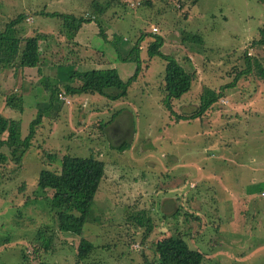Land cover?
<instances>
[{
  "label": "rangeland",
  "instance_id": "1",
  "mask_svg": "<svg viewBox=\"0 0 264 264\" xmlns=\"http://www.w3.org/2000/svg\"><path fill=\"white\" fill-rule=\"evenodd\" d=\"M118 2L0 0V28L22 13L18 35L53 38L48 40L53 48L40 42L42 58L48 60L55 47H62L53 58L62 60L55 66L61 81L70 69L108 63L124 82L135 64L119 61L110 40L118 36L122 55L126 45L141 40L140 70L123 97L109 99L105 94L116 89L105 88L103 94L66 96L67 103L60 99L57 109L43 113L17 168L10 160L0 166V264H142L141 251L149 258V245L172 234L202 254L200 264H264V79L254 70L240 74L245 56L260 55L256 45L250 47L264 27V0ZM55 12L91 19L78 38L91 51L60 33V19L49 15ZM153 34L162 37V54L194 72L189 90L171 101L172 113L162 103L165 63L146 51ZM53 68L0 71V114L19 121L20 137L48 104L39 81L53 80ZM229 82L233 86L223 88L201 117L174 120V114L197 107L202 89L217 91ZM10 93L22 98L21 109L4 106L3 96ZM0 152L8 154L4 146ZM65 153L103 162L81 232L95 248L80 263L70 259L76 239L59 233L52 251L31 252L36 229L52 225L51 191L36 188L37 174L57 171ZM141 209L154 222L142 244V229L127 220Z\"/></svg>",
  "mask_w": 264,
  "mask_h": 264
},
{
  "label": "trees",
  "instance_id": "2",
  "mask_svg": "<svg viewBox=\"0 0 264 264\" xmlns=\"http://www.w3.org/2000/svg\"><path fill=\"white\" fill-rule=\"evenodd\" d=\"M107 1L109 4H115V6L121 4L118 0ZM101 10V8L97 9V11ZM49 15L60 19V33H63L65 38L75 46H77V43L72 40L77 31L81 25L91 20L83 16L74 17L70 14L58 12ZM24 18V14L18 13L8 19L7 22H4L0 28V71L11 66L23 69L36 68L39 71V65H48L47 61L49 65L53 66L62 64V60L59 63L53 60L57 53L56 50L51 52L48 60L42 58L40 53V42L51 36H45L41 33L29 37L18 35L16 26ZM257 33L258 38L251 41L250 48L256 45V48H259L257 53H260V55L245 56V68L240 71V74H250V70H254L256 77L264 79V27H261ZM98 35H103L100 27H98ZM112 38H116L114 41L113 39L110 41L112 46H115L114 49L118 60L135 64L133 73L123 82L118 77L115 68L107 65L108 63H102L87 70L70 69L66 71L65 81H60L56 78L52 80L46 76L41 77L39 83L47 93L48 104L43 109L36 111L35 116L28 123V131L24 137H20L18 120L7 118L0 114V147L4 146L8 153L6 155L0 152V166L10 160L17 168L22 155L30 146V139L36 127L40 124L43 113L52 108H58V102L61 101L58 98L60 93L65 97L93 93L103 94L105 88H114L116 89L115 92L110 95L105 94L107 98L116 99L125 95L126 87L134 80L135 75L140 70L138 53L141 40L138 38L134 41L122 55L119 51L118 36H113ZM151 38V41L146 45L147 55H157L165 63L161 88L162 103L168 112L172 113L171 101L179 98L189 90L190 84L194 79V72L185 71L175 59L160 52L159 48L162 44L160 35L153 34ZM67 49L69 50L70 48L66 47L64 51ZM73 58L74 56L67 61L73 62ZM232 83L220 85L217 91L209 90L208 88L202 89L197 107L188 114L185 112L174 114V120L201 117L211 107L212 103L221 97V90L225 87L233 86ZM3 98L4 106L8 109H21L22 98L19 95L14 96L10 93L9 95H4ZM117 114L118 112L113 114L111 118L114 119ZM109 123L110 120L106 121L102 127L104 128ZM127 145L126 143L125 147ZM102 175L103 162L101 160L90 156L81 157L69 153H65L60 157L57 171L49 169L39 170L35 186L43 192L45 190L51 191L48 204L52 212V225H43L36 229L33 239L34 246L31 249L32 253L37 254L39 249L44 252L52 251L53 239L59 233L62 237H73L76 239L74 243H71L73 254L70 257L73 261L75 260V263H80L89 256L95 247L92 241L81 236V232ZM20 187H22V184L19 185ZM148 214L146 210L141 209L127 217V220H131L138 228L142 229L139 239L140 244L146 242L153 230L154 222H152L151 216ZM149 247L151 249L150 254H148L150 255L149 258L146 253L141 251L142 264H200L202 259V254L196 250L189 249L184 240L177 234L169 235L161 241L150 244ZM39 264L44 263L40 262Z\"/></svg>",
  "mask_w": 264,
  "mask_h": 264
},
{
  "label": "crops",
  "instance_id": "3",
  "mask_svg": "<svg viewBox=\"0 0 264 264\" xmlns=\"http://www.w3.org/2000/svg\"><path fill=\"white\" fill-rule=\"evenodd\" d=\"M24 19H25V18H24ZM85 24H87V23H84L83 25H81L80 29L77 31V33H76L74 39L72 40L73 42H76L78 46H80V45L82 46V45H83L82 41H81V42L78 41V40H79L78 38L81 37V36L83 35V33H82L81 31H82L83 28L85 27ZM81 33H82V35H80ZM94 33H95V32H94ZM96 34H98V30H97ZM148 35H149V34H148ZM58 37H60V36H58ZM149 37H150V36H149ZM48 40L53 41V38H50V37H49V39H48V37H47V39H46L45 41H41V42H43L44 44H48V46H49L48 48H53V47H51V45H49L50 43H48V42H49ZM60 43H61V42H60ZM54 45H55V44H54ZM78 46H76V47H78ZM118 46H119V45H118ZM127 46H128V45H126V46L124 47V48H125V49H124L125 51L127 50ZM129 46H130V45H129ZM84 47H86V48H85V51H86V52H87V51H91L90 48H89L88 46L83 45L82 48L84 49ZM56 49L61 50L62 47L59 48V46H57V47H55V48L53 49V51L56 50ZM122 50H123V48H122ZM124 50H123V51H124ZM48 65H49V64H48ZM96 65H98V64L95 63V64H92V65H89V66H94V67H95ZM42 66H46V65H42ZM49 67H50V68H51V67H54V68H53V69H54L53 72H54V74H55L54 78H56L57 80H59V79L56 77V74H57V73H56V68H55V66H53V65H49ZM36 73H37V70H36ZM65 77H66V76H65ZM37 78H39V76H36V79H37ZM60 81H61V80H60ZM220 104H221V103H220Z\"/></svg>",
  "mask_w": 264,
  "mask_h": 264
},
{
  "label": "built area",
  "instance_id": "4",
  "mask_svg": "<svg viewBox=\"0 0 264 264\" xmlns=\"http://www.w3.org/2000/svg\"><path fill=\"white\" fill-rule=\"evenodd\" d=\"M155 31H156V28H155V27H152V28H151V32H155ZM58 98L61 99V100H64L66 103L68 102V101L65 99L66 97H65L62 93H60V94L58 95ZM260 195H261V196H264V191L261 192Z\"/></svg>",
  "mask_w": 264,
  "mask_h": 264
}]
</instances>
